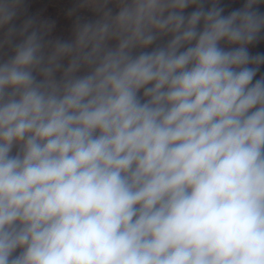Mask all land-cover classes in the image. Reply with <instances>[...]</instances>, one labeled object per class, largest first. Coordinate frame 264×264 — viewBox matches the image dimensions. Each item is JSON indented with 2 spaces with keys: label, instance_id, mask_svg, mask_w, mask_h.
Returning a JSON list of instances; mask_svg holds the SVG:
<instances>
[{
  "label": "clouds",
  "instance_id": "obj_1",
  "mask_svg": "<svg viewBox=\"0 0 264 264\" xmlns=\"http://www.w3.org/2000/svg\"><path fill=\"white\" fill-rule=\"evenodd\" d=\"M28 2L0 0V264H264L261 0Z\"/></svg>",
  "mask_w": 264,
  "mask_h": 264
},
{
  "label": "rangeland",
  "instance_id": "obj_2",
  "mask_svg": "<svg viewBox=\"0 0 264 264\" xmlns=\"http://www.w3.org/2000/svg\"><path fill=\"white\" fill-rule=\"evenodd\" d=\"M246 0H219L222 7L225 8V14L233 9L240 8ZM211 3V0H208ZM73 7V0H29L27 4V11L29 14H35L38 10L44 9L50 18L58 20L61 27L69 29L74 23L75 16L69 17L67 15L68 9ZM260 12L264 13V0L258 5ZM193 9L189 8L186 11L190 12ZM79 15L92 17L90 11H84ZM249 51L252 55L264 54V31L261 32L258 40L249 46ZM264 76V65L259 66L257 78Z\"/></svg>",
  "mask_w": 264,
  "mask_h": 264
}]
</instances>
